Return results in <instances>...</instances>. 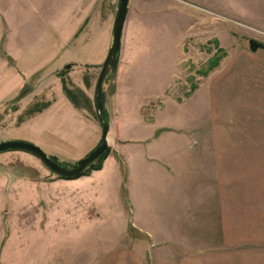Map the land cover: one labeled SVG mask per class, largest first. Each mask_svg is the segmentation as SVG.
<instances>
[{"label": "rangeland", "instance_id": "374dc122", "mask_svg": "<svg viewBox=\"0 0 264 264\" xmlns=\"http://www.w3.org/2000/svg\"><path fill=\"white\" fill-rule=\"evenodd\" d=\"M33 1L36 0H0V27L4 32L1 40L4 53L1 50L0 58L10 66H0V142L31 141L58 163L71 167L100 142L94 91H91L93 106L89 109L80 92L83 97L78 98L83 109L72 115L51 110L42 116H24L35 104L56 102L63 85L66 87L69 82L68 76L64 80L67 73L75 71L79 78L81 75L77 69L60 75L62 68L51 70L42 65L49 48L54 50L63 40L70 43L68 28L63 29V36H58L59 30L52 26L47 28L50 36L44 28L31 27L35 32L28 37V43L21 45L25 58L17 60L13 67L7 49L19 46L22 37L27 38L21 32L29 24L32 7L36 6ZM51 1L67 4L80 1L83 6L89 2ZM102 1L106 0H97ZM192 10L196 14L193 13L191 36L184 43L182 76L168 95L185 115L184 122L193 118L188 112L198 103L189 101L191 95L219 98L214 115L195 116L191 120L195 128L184 131L193 145L199 140L207 141L201 147L205 152L202 174L208 173L210 155L217 150L225 201H233L225 204L228 239L221 240L217 233L211 232L215 227L209 222L211 216L209 223L197 225L202 228V238L200 234H191L193 225L175 222L178 219L175 216L171 222L168 217L161 218L165 222H147L143 214L136 215L125 190L118 198L109 189L104 198L99 193L94 201L84 200L79 197L86 192L74 187L73 180L58 179L30 155L6 152L10 157L0 163V172L4 174L0 175V264H205L211 256L191 252L264 250V32L251 26L255 19H263L264 0H192ZM51 14L54 18L58 15ZM40 15L37 12L31 18ZM250 40L263 46L255 51L258 53L252 60L247 58ZM216 56H219L216 66L208 68ZM239 58L246 66L253 63L255 70L249 74L245 68L243 75H238L232 64ZM100 67L88 75L82 74L85 86L89 78L97 81ZM19 75H23L22 80L9 94ZM8 94L10 97L4 98ZM161 106V101L146 105L144 119H150L148 108L157 107L158 111ZM216 142L218 148L214 146ZM209 175H201L204 183L209 182ZM145 177H141L143 184L149 185L151 176ZM183 200L189 202L188 198ZM231 204L237 205V210Z\"/></svg>", "mask_w": 264, "mask_h": 264}, {"label": "crops", "instance_id": "0c3cea01", "mask_svg": "<svg viewBox=\"0 0 264 264\" xmlns=\"http://www.w3.org/2000/svg\"><path fill=\"white\" fill-rule=\"evenodd\" d=\"M33 3L36 6L32 7L33 13H29V24L25 25L21 32V36H28L20 39L19 46L14 45L7 49L9 60L14 67L17 60L25 58L21 45L28 43V37L35 32L31 29L32 26L46 29L47 36L51 34L47 30L51 26L59 30L56 34L58 36H63V29L68 28L71 31L70 43L63 40V43H59L54 50L49 48L43 56L46 60L42 65L55 70L56 67L63 69L64 66L71 64L72 70H79L80 78L77 72L71 71L65 75L64 80L67 81L68 76L67 89L71 92L74 90L81 92L84 96L81 97L85 98L83 103L86 102L89 109L93 106L92 93L95 91L96 81L89 78L88 85L85 86L81 76L88 75L91 70L100 66L107 54L118 0H106L101 3L89 0L84 6L80 1L67 4L36 0ZM37 12L41 13L39 18L32 19L31 15ZM52 12L58 15L54 18ZM193 13L192 0H128L118 61L111 78L105 84L103 93L104 111L110 127L109 153L100 170L72 182L79 191L86 192L79 197L84 200L94 201L99 193H103L104 198L109 189H112L113 194L116 193L115 198H118L121 191L125 190L136 215L143 214L147 222L153 224L165 222L161 219L163 217H168V221L171 222L175 216L178 218L175 222L185 221L193 225L191 234H200L201 238L202 228L197 225L211 222L215 224L211 232L217 233L219 239L227 240L224 227L227 210L225 204L233 201H225L223 175H218L217 150L215 148L210 155V169L206 171L208 173L202 174L205 152L201 147H205L207 141L199 140L193 145V142L186 138L187 134L184 131L186 128H195V123L191 121L195 116L214 115L213 108L219 102V98L215 99L210 95L202 99L201 95H198L200 93L191 95L189 101L196 103L198 101L200 106L198 107L197 103V106L188 112V116L193 118L184 122L185 115L179 112L168 95L170 88L182 76L180 66L184 60V43L186 38L191 36ZM251 26L260 31L263 29L264 32V17L255 19ZM3 33L0 27V55L1 50L4 53L1 47ZM257 53L248 51L247 58L252 60ZM0 66L10 68L7 61L1 58ZM232 66L237 68L238 75H243L245 68H248L249 74L255 70L253 63L246 66L241 63L240 58ZM21 76L23 75L17 78L19 81L16 79L13 82L9 94L22 80ZM160 101L162 106L158 111V106L147 109V116L149 115L150 119L146 121L144 119L146 105L149 103L157 105ZM251 102L255 103V99L252 98ZM79 109H83L81 104L78 106L71 104L61 89L56 102L48 103L47 108L35 116H42L51 110L59 112L63 110L72 115ZM177 136L180 138L177 139ZM113 143L114 146L111 145ZM214 146L219 147L217 142ZM9 157L10 153H1L0 163ZM222 162L220 161V165ZM205 174H210L208 183H204L205 179L201 176ZM0 175L4 174L0 172ZM143 175L145 179V175L151 176L149 185L143 184L141 179ZM28 188H31V185H28ZM184 189L187 191L185 196ZM184 197L188 198L189 202L185 203ZM88 206L92 207L93 204L88 203ZM230 207L236 209L238 206L234 207L231 204ZM209 216L212 219L208 222ZM184 217L185 220H180ZM244 236L248 238L246 234ZM191 254L211 256L205 264H264V250L261 249Z\"/></svg>", "mask_w": 264, "mask_h": 264}, {"label": "water", "instance_id": "95a60500", "mask_svg": "<svg viewBox=\"0 0 264 264\" xmlns=\"http://www.w3.org/2000/svg\"><path fill=\"white\" fill-rule=\"evenodd\" d=\"M128 0H118V7L116 10L115 19L113 22V30L110 45L107 54L101 64L99 75L95 85L94 104L99 125L101 128V138L98 145L91 150L86 156L74 163L71 167L63 166L57 161H53L52 157L44 152L40 147L26 141L9 140L0 142V154L6 152H21L36 158L46 169L52 174L65 180H73L80 177L88 167L101 158L109 148L110 127L109 121L104 111V87L109 77L111 76L113 67L118 61L121 35L123 24L126 16ZM249 50L255 52L262 48L254 40L248 42ZM72 65H66L61 72L69 71Z\"/></svg>", "mask_w": 264, "mask_h": 264}, {"label": "trees", "instance_id": "16d2710c", "mask_svg": "<svg viewBox=\"0 0 264 264\" xmlns=\"http://www.w3.org/2000/svg\"><path fill=\"white\" fill-rule=\"evenodd\" d=\"M220 53L223 54L222 51H220ZM219 61V56H216L212 62H210V66L208 68L212 69L216 66L217 62ZM117 64V63H116ZM116 64L115 66L113 67V70H112V73L116 67ZM66 72H60V75H64ZM63 93L65 95V97L68 99V101L73 104L74 106H78L79 105V98L78 96H81L80 92L79 91H74V92H71L69 91L65 85H63ZM85 98H83L84 100ZM48 104H43V105H33L32 107H30L24 114L25 117H31L33 116L34 114H38V113H41L43 110H45L47 108ZM94 107H95V104H94ZM96 118H97V114H96ZM98 120V118H97ZM108 149L107 151L105 152V154L99 158L98 160H96L95 162H93L89 167L88 169L80 176V177H83V176H88L91 172L93 171H98L101 169V166H102V162L104 161V159L107 157L108 155ZM53 161H56L55 158H52ZM58 179L60 180H65V179H62L60 177H57ZM79 178V177H78Z\"/></svg>", "mask_w": 264, "mask_h": 264}]
</instances>
